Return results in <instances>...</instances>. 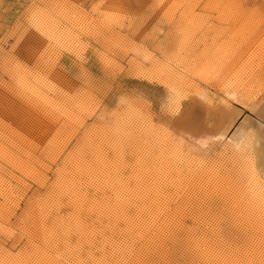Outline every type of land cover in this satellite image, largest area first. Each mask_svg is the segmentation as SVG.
<instances>
[{
	"label": "rangeland",
	"instance_id": "374dc122",
	"mask_svg": "<svg viewBox=\"0 0 264 264\" xmlns=\"http://www.w3.org/2000/svg\"><path fill=\"white\" fill-rule=\"evenodd\" d=\"M264 0H0V264H264Z\"/></svg>",
	"mask_w": 264,
	"mask_h": 264
},
{
	"label": "bare ground",
	"instance_id": "6f19581e",
	"mask_svg": "<svg viewBox=\"0 0 264 264\" xmlns=\"http://www.w3.org/2000/svg\"><path fill=\"white\" fill-rule=\"evenodd\" d=\"M263 182H264V175H263ZM264 185V184H263Z\"/></svg>",
	"mask_w": 264,
	"mask_h": 264
}]
</instances>
